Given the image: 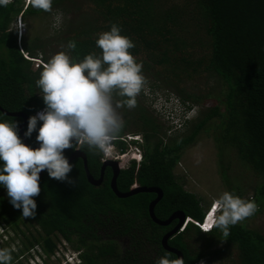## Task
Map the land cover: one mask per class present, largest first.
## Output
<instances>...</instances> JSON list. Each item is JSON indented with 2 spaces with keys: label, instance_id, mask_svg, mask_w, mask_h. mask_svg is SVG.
Returning <instances> with one entry per match:
<instances>
[{
  "label": "trees",
  "instance_id": "obj_1",
  "mask_svg": "<svg viewBox=\"0 0 264 264\" xmlns=\"http://www.w3.org/2000/svg\"><path fill=\"white\" fill-rule=\"evenodd\" d=\"M74 7L83 16L75 28L65 31L61 50L75 41L70 54L77 60L91 52L99 54L97 34L107 30L110 23H117L122 34L134 42L135 47L129 51L142 62L144 76L153 79L149 84L152 91L159 87L156 82L160 80L174 89L176 98L198 105L204 97L187 90L183 82L206 71L225 85L221 101L204 109L196 121H190L172 137L166 134L170 126H162L145 104L143 89L136 97L135 108H121L124 126L116 136L140 135L142 161H132L120 169L116 186L120 192H127L133 184L160 188L163 196L154 207L160 220L176 211L184 213L189 220L168 240V245L181 253L183 264L206 258L224 264H264V230L248 227L245 219L230 226L227 237L215 227L202 232L193 221L203 220L207 206L184 188L174 172L183 151L211 129L219 173L228 191L245 197L244 189L231 183L223 161L232 151L255 175L251 195L258 205L255 214L264 210V0H80L79 5L73 0H53L50 13L63 15L65 20ZM42 12L23 0L0 6V107L21 111L27 117L44 108L36 85L44 66L33 69L22 51L34 55L42 48L37 36L29 43L21 41L23 36L18 41L12 23L17 16L26 18ZM164 99L169 102L171 98L165 95ZM0 120L15 121L17 129L23 121L1 110ZM18 135L22 140L19 130ZM35 136L34 130L26 137L28 145H38ZM116 143L125 149L122 141ZM78 146L86 155L89 173L96 175L101 152L87 145L77 144L75 148ZM75 148L65 149L64 155L68 158ZM70 163L72 169L65 181L49 178L46 170L42 172L40 193L33 197L37 205L34 217L24 218L20 209L10 204L6 189L0 187V220L22 234L20 224L30 223L35 233L30 231L33 242L24 235L27 243L31 248L38 244L48 258L55 254L58 234L72 241L76 249H83L82 264H155L163 255L172 262L177 258L161 246L162 236L177 220L161 226L149 215L155 193L118 198L109 185L112 170L104 172L105 181L95 188L86 179L83 160L75 158ZM99 230L104 236L98 234ZM119 237L123 238L120 247L115 242Z\"/></svg>",
  "mask_w": 264,
  "mask_h": 264
},
{
  "label": "clouds",
  "instance_id": "obj_2",
  "mask_svg": "<svg viewBox=\"0 0 264 264\" xmlns=\"http://www.w3.org/2000/svg\"><path fill=\"white\" fill-rule=\"evenodd\" d=\"M12 1L0 0V6H6ZM25 2L33 8L48 12L53 0ZM17 19L16 28L20 29L24 26L20 22L21 15L14 22ZM20 38L22 35L19 34L17 40ZM95 44L101 50L99 54L91 52L82 60H77L70 54L76 43L69 41L65 48L44 63L45 67L36 80L44 108L28 117L23 133L24 137H30L35 130L38 146L22 142L15 121L0 120V187L6 189L10 204L20 209L24 218L36 214L37 205L33 197L40 193L38 181L41 171L46 170L49 178L58 181L68 179L72 164L64 155L65 149L75 148L77 144L87 145L101 152L102 162L110 160L118 163L120 156L127 158L128 165L132 161L137 164L142 161L140 145L143 141L138 139L139 135L125 133L116 136L124 126L119 110L124 107L135 108L136 97L146 83L142 62L137 61L129 51L135 44L131 38L122 34L117 23H110L107 30L100 31ZM117 96L125 99L118 100ZM179 101L184 107L183 114L175 117L181 123L180 127L176 128L172 119L160 113L161 118L170 126L169 134L183 130L194 118L189 116L194 109L191 103ZM154 109L159 112L155 106ZM119 141L125 144L124 150L118 148L116 142ZM118 167L125 169L119 163ZM257 210L258 205L253 198L245 199L225 190L217 197L213 207L206 210L203 220L193 223L202 232H209L215 227L227 237L230 226L253 216ZM188 220L186 218L185 223ZM11 260L10 249L0 248V264H10ZM155 264H183V260L178 258L172 262L167 255H163Z\"/></svg>",
  "mask_w": 264,
  "mask_h": 264
},
{
  "label": "rangeland",
  "instance_id": "obj_3",
  "mask_svg": "<svg viewBox=\"0 0 264 264\" xmlns=\"http://www.w3.org/2000/svg\"><path fill=\"white\" fill-rule=\"evenodd\" d=\"M23 1L26 5L27 2H25V0ZM73 3L74 5H79L80 0H73ZM51 13L48 11L42 12L36 16L21 17L20 22H22L24 26L20 29L16 28L18 19L12 24V28L16 29L18 39L19 34L23 36L21 41L29 43L34 36H37L41 43L42 49L36 51L34 55L27 54L23 50L24 55L32 59L31 65L33 69H37L39 66L45 67L44 60L49 59L53 54L61 50L63 46L61 40L64 39L65 31L70 30V28H75L76 24L80 22L78 18L83 16L82 13H78L76 7H74L73 11H69L67 15L68 18L65 20L62 17L63 15H54ZM145 78L146 83L143 87L145 104L148 106L151 113H153L156 120H158L162 126H166L168 123L164 121L154 109V106H156L154 103L157 102L158 105H162L165 100V95L170 96L176 93L173 88L165 86L160 80L156 82L159 87L152 91L149 84L153 83V79H149L147 76H145ZM183 83L186 85L187 90L197 96L204 97L202 103L191 106L194 108L189 113L190 117L194 116L191 120L192 122L197 120L204 109L217 104L223 99L225 85L211 72L199 71L193 79ZM206 92H209L208 96H205ZM175 96L178 95L176 94ZM183 130L175 133L172 132L171 134L166 131V134L172 137ZM211 132L212 130L210 129L208 132L201 133L196 142L183 151L181 160L174 170L176 176L184 185V188L200 197L202 203L207 206V209L213 207L215 200L223 191L229 190L223 183L219 173L218 152L211 137ZM133 135L138 136L137 133ZM138 139H142L140 135ZM129 156L130 154L128 157ZM223 161L227 167V173L229 174L231 183L244 189V198L251 197L253 186L256 183L255 175L238 162L232 151L227 153L226 158L224 156ZM118 163L123 168H126L128 165L127 158L120 156ZM4 193L6 194V190ZM246 219L248 227L264 230V210ZM25 223L26 226L24 225ZM24 224H20L24 234L18 232L6 223L0 224V248L10 249L12 255L10 264H64L63 261L61 262L60 255L48 258L40 254V252H42L40 246L34 244V247L31 248V245L27 243L24 235L30 237V231L35 233V229L30 223H27V221H25ZM30 240L32 241L31 237ZM14 254H18V257ZM32 257L33 260L31 261ZM199 264L224 263H222V260L218 262L211 258H206L200 261Z\"/></svg>",
  "mask_w": 264,
  "mask_h": 264
},
{
  "label": "water",
  "instance_id": "obj_4",
  "mask_svg": "<svg viewBox=\"0 0 264 264\" xmlns=\"http://www.w3.org/2000/svg\"><path fill=\"white\" fill-rule=\"evenodd\" d=\"M0 110L5 115L13 116V117H19V118H21L23 120L22 123L19 125L18 130H19V133H20V135L22 137L23 142L25 144H27L26 137H24V135H23L24 127L27 124V119H28L27 115L25 113L21 112V111L9 112L7 110L2 109L1 107H0ZM77 157H79V158H81L83 160V167H84V170H85L86 178L93 185L94 184H100L102 179H103V172H104L105 167L106 166L111 167L112 176H111L109 185H110V188L112 189L113 193H115V195L118 198H125V197H128V196H132V195H134L136 193H139V192L155 193L156 194V198L153 199L150 202L149 207H148V212H149V215H150L151 219L155 223H157L158 225H161V226L168 225L174 219L177 220L176 225L170 231H168L166 234H164V236L162 237L161 245L166 251L174 253L176 255V257H177L176 259H178V258L182 259L181 253L177 249L172 248V247H170L168 245V240L179 231L181 226L184 224V222L186 220V217H185V215H184V213L182 211H176V212L172 213L165 220H160V219H158L155 216L154 207L157 204V202L162 199V196H163V192H162V190L160 188H157V187H144V186H137L136 185V186L131 187L127 192H120V191H118L117 186H116V178H117V176L119 174V171H120L117 162L110 161V160L102 162L99 179L97 181H95V179L89 173V170H88V167H87L86 155L84 154V152L79 151V150H75L72 154L69 155V157L67 159H68V161L70 163L71 161H73ZM42 172L43 171H41L39 173V176H41Z\"/></svg>",
  "mask_w": 264,
  "mask_h": 264
},
{
  "label": "flooded vegetation",
  "instance_id": "obj_5",
  "mask_svg": "<svg viewBox=\"0 0 264 264\" xmlns=\"http://www.w3.org/2000/svg\"><path fill=\"white\" fill-rule=\"evenodd\" d=\"M38 146V145H37ZM78 149H76V150H79V151H81L80 150V148H79V146L77 147ZM77 158H79V157H77ZM102 161V160H101ZM118 164V163H117ZM101 166H102V162H101V165H100V167H99V169H98V172L96 173V175L94 174V175H92L91 173V175H92V177L95 179V181H97L98 179H99V175H100V170H101ZM84 168V167H83ZM107 169H110V170H112L111 169V167H109V166H106L105 167V169H104V172L107 170ZM97 170V169H96ZM95 170V171H96ZM104 172H103V179H102V181H101V183L100 184H91L89 181H88V179H87V181L93 186V187H95V188H97V187H100L101 186V184L105 181V178H104ZM110 181V180H109ZM110 183V182H109ZM133 186H135V185H133ZM171 223V222H170ZM34 224V223H33ZM184 224H185V222H184ZM169 225V224H168ZM183 226V225H182ZM181 226V227H182ZM181 229V228H180ZM104 231L103 230H99L98 231V234H101L102 236H104V233H103ZM167 233V232H166ZM165 233V234H166ZM164 236V235H163ZM162 236V237H163ZM72 238V237H71ZM162 239V238H161ZM116 241L115 242H117V245L120 247V245H123V238H121V237H119L118 239L116 238L115 239ZM57 243V248H56V250H55V254H53V255H51V257H53V256H57V255H60V257H61V262L63 261L64 262V264H82L83 263V259H82V257H81V255H82V248L81 249H76L75 247H74V245H73V242L72 241H68L66 238H65V236L64 235H61V234H58V238H57V241H56ZM37 246H39L38 244H37ZM162 246V245H161ZM172 248H174V247H172ZM40 249H41V247H40ZM176 249V248H175ZM41 251L42 252H40V254L42 255V256H46V255H44V254H42L44 251L41 249ZM153 251H155V250H153ZM33 260V257L31 258V261Z\"/></svg>",
  "mask_w": 264,
  "mask_h": 264
},
{
  "label": "built area",
  "instance_id": "obj_6",
  "mask_svg": "<svg viewBox=\"0 0 264 264\" xmlns=\"http://www.w3.org/2000/svg\"><path fill=\"white\" fill-rule=\"evenodd\" d=\"M171 99L169 102H166L164 100L162 105H158L155 103V108L165 117V118H170L172 119V122L176 124V128L181 126V123L178 122V119L175 118L176 115L178 114H183L184 112V107L176 98L174 95L169 96ZM125 140V139H123Z\"/></svg>",
  "mask_w": 264,
  "mask_h": 264
},
{
  "label": "snow or ice",
  "instance_id": "obj_7",
  "mask_svg": "<svg viewBox=\"0 0 264 264\" xmlns=\"http://www.w3.org/2000/svg\"><path fill=\"white\" fill-rule=\"evenodd\" d=\"M205 227H208V225H206Z\"/></svg>",
  "mask_w": 264,
  "mask_h": 264
}]
</instances>
